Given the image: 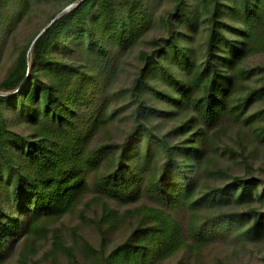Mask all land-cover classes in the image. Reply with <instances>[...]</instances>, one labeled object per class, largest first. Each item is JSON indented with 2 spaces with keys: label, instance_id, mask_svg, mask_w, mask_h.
<instances>
[{
  "label": "trees",
  "instance_id": "1",
  "mask_svg": "<svg viewBox=\"0 0 264 264\" xmlns=\"http://www.w3.org/2000/svg\"><path fill=\"white\" fill-rule=\"evenodd\" d=\"M169 1L158 15L153 0H0V43L34 5L60 4L1 83L0 264L50 232L80 264L50 227L84 202L101 241L85 251L101 264H209L217 244L264 241V178L251 162L264 147V65H248L264 50V0ZM141 43L131 83L116 87ZM124 107L130 131L105 140Z\"/></svg>",
  "mask_w": 264,
  "mask_h": 264
},
{
  "label": "rangeland",
  "instance_id": "2",
  "mask_svg": "<svg viewBox=\"0 0 264 264\" xmlns=\"http://www.w3.org/2000/svg\"><path fill=\"white\" fill-rule=\"evenodd\" d=\"M153 1H156V5L158 6V15L168 11L172 6L169 0ZM72 5L73 4L68 5L63 11L69 9ZM59 6V3L34 5L29 15H27L25 19L7 35L6 39L0 43V93H5L1 89V83L18 54L43 24L47 22L50 16L57 12ZM162 33L163 30H161V28H155L150 32V36L161 35ZM144 45V43H141L133 54L124 57V70L119 80L116 82V87L128 86L131 83L140 65L137 52ZM248 65L254 67L256 65H264V50L250 57ZM257 82L259 81L254 79L252 85ZM119 103L121 106L125 105V107H130L129 101L124 98H122ZM260 106L259 104L258 107ZM125 107L122 114L116 120L117 123L114 125L112 133L114 137H109L108 135L109 138L106 137L105 140H122L127 132L130 131L132 126L131 109ZM9 121L16 129H26L25 126H20L13 116L9 117ZM163 123L166 127H169V124L171 125L170 121H164ZM237 129H239V127H231L229 135L224 137L229 144H232L237 138ZM255 149V154H253L251 162L254 164L256 175L264 178V147L258 146ZM220 160L222 165L233 167L234 173H242L244 171L243 165L237 163L238 161H234L227 157H221ZM89 200H91V196ZM84 205H86L85 202L78 207L76 212L66 215L55 224H52L50 228H52V231L55 227L60 229L63 237H65L66 244L74 247L80 264H101L96 258L87 254L85 249L89 247L84 244V241H88L97 248L101 244L99 233L92 220L97 207L96 205H92L87 209V213L84 215V213L81 212ZM126 234V226L110 231L108 234L107 248L109 249L118 244L125 238ZM29 242L27 249L24 250L21 246L18 252L5 264H52L53 262H57L58 264H72V260L65 252L63 253L55 249L51 232L46 235H40ZM206 254L209 264H264V241L247 247L217 244L211 247V249H208ZM171 263L172 261H167L161 264Z\"/></svg>",
  "mask_w": 264,
  "mask_h": 264
}]
</instances>
